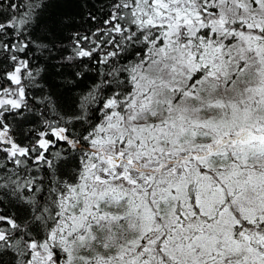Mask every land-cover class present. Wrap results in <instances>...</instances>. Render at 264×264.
<instances>
[{"label": "snow or ice", "instance_id": "6c2138e0", "mask_svg": "<svg viewBox=\"0 0 264 264\" xmlns=\"http://www.w3.org/2000/svg\"><path fill=\"white\" fill-rule=\"evenodd\" d=\"M0 264H264V0H0Z\"/></svg>", "mask_w": 264, "mask_h": 264}]
</instances>
